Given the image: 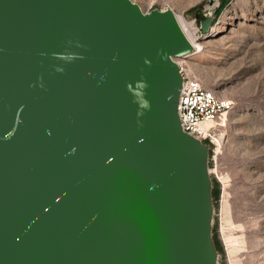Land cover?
<instances>
[{
  "label": "water",
  "instance_id": "water-1",
  "mask_svg": "<svg viewBox=\"0 0 264 264\" xmlns=\"http://www.w3.org/2000/svg\"><path fill=\"white\" fill-rule=\"evenodd\" d=\"M193 51L169 7L0 0V264H219Z\"/></svg>",
  "mask_w": 264,
  "mask_h": 264
},
{
  "label": "rangeland",
  "instance_id": "rangeland-1",
  "mask_svg": "<svg viewBox=\"0 0 264 264\" xmlns=\"http://www.w3.org/2000/svg\"><path fill=\"white\" fill-rule=\"evenodd\" d=\"M172 8L202 48L183 57L204 86L230 99L209 166L217 181L213 229L219 264H264V0H134ZM211 16L209 30L200 23Z\"/></svg>",
  "mask_w": 264,
  "mask_h": 264
},
{
  "label": "built area",
  "instance_id": "built-area-1",
  "mask_svg": "<svg viewBox=\"0 0 264 264\" xmlns=\"http://www.w3.org/2000/svg\"><path fill=\"white\" fill-rule=\"evenodd\" d=\"M182 58H174L184 79L179 102L182 124L187 131L211 146H218L221 136L219 120L232 108L233 102L204 86L202 81L186 68ZM208 122L209 125H205Z\"/></svg>",
  "mask_w": 264,
  "mask_h": 264
},
{
  "label": "bare ground",
  "instance_id": "bare-ground-1",
  "mask_svg": "<svg viewBox=\"0 0 264 264\" xmlns=\"http://www.w3.org/2000/svg\"><path fill=\"white\" fill-rule=\"evenodd\" d=\"M176 16L184 32L186 33L190 41L193 43L194 50L199 51L202 48V44L199 41L200 36L197 33V29L195 27L190 26L189 22H186L185 20L181 19L180 16H178L177 14ZM205 125H209V122L205 123Z\"/></svg>",
  "mask_w": 264,
  "mask_h": 264
},
{
  "label": "trees",
  "instance_id": "trees-1",
  "mask_svg": "<svg viewBox=\"0 0 264 264\" xmlns=\"http://www.w3.org/2000/svg\"><path fill=\"white\" fill-rule=\"evenodd\" d=\"M210 155H211V149H210ZM212 180H213L212 195H213V201L216 204V200L218 198V187H217V181L215 179H212ZM213 237H214L215 245H216L217 249L220 251L221 247H220L219 241L216 237V233L214 232V229H213Z\"/></svg>",
  "mask_w": 264,
  "mask_h": 264
}]
</instances>
